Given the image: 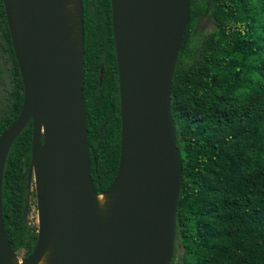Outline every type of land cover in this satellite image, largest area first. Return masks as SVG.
<instances>
[{"label":"water","instance_id":"1","mask_svg":"<svg viewBox=\"0 0 264 264\" xmlns=\"http://www.w3.org/2000/svg\"><path fill=\"white\" fill-rule=\"evenodd\" d=\"M24 84L17 118L0 135V264L17 252L3 215L10 149L33 121L30 187L35 180L38 238L21 264H171L175 251L182 160L172 113V82L191 0H111L117 55L121 150L118 172L97 192L83 99L84 16L79 37L70 0H3ZM112 196L106 216L97 197Z\"/></svg>","mask_w":264,"mask_h":264},{"label":"trees","instance_id":"2","mask_svg":"<svg viewBox=\"0 0 264 264\" xmlns=\"http://www.w3.org/2000/svg\"><path fill=\"white\" fill-rule=\"evenodd\" d=\"M83 16V99L91 174L100 193L117 175L121 150L111 0H83ZM205 16L214 28L199 33ZM0 31L11 62L1 135L24 101L3 0ZM172 113L182 182L171 264L179 257L184 264H264V0H191L172 82ZM32 135L30 120L10 149L3 177L6 232L13 249H25L26 257L38 238V226L25 214Z\"/></svg>","mask_w":264,"mask_h":264},{"label":"rangeland","instance_id":"3","mask_svg":"<svg viewBox=\"0 0 264 264\" xmlns=\"http://www.w3.org/2000/svg\"><path fill=\"white\" fill-rule=\"evenodd\" d=\"M213 28H214L213 20L209 16H205L202 19H200L196 30L200 33L202 31L204 32L210 31ZM0 35L2 36V31H0ZM2 39L5 41L3 36ZM2 39L0 38V68L3 70L2 76L0 75L1 77L0 78V115L4 113V108L7 102L6 99L8 95V89L11 87V77H10V69H9L11 62L8 53H6V51L4 50ZM7 43L8 42H6V44ZM27 218L32 226L39 225V214H38L34 179L30 187V204H29ZM25 258H27L25 249H21L20 251L17 252V259L22 261ZM175 264H184V263L182 262V259L179 257V259L176 260Z\"/></svg>","mask_w":264,"mask_h":264},{"label":"bare ground","instance_id":"4","mask_svg":"<svg viewBox=\"0 0 264 264\" xmlns=\"http://www.w3.org/2000/svg\"><path fill=\"white\" fill-rule=\"evenodd\" d=\"M68 11L71 13L72 16V22L74 23L73 25L75 26V32L73 37L74 38H78L79 37V26H77L76 24H78V5H77V0H70V4L67 7ZM112 196L110 194L107 193H101L98 195L97 197V201H98V205L100 208V213L103 216H106L110 210V205L112 204ZM52 253H53V249L49 248L46 253L44 254V256L42 257V259L39 261L38 264H51V258H52ZM22 261L15 258L14 259V264H21Z\"/></svg>","mask_w":264,"mask_h":264}]
</instances>
